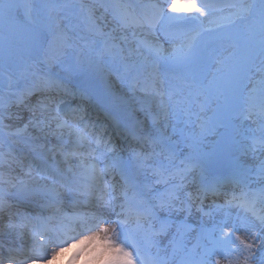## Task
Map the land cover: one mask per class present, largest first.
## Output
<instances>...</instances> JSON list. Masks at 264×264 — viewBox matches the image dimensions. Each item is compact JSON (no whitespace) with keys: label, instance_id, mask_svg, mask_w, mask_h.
I'll list each match as a JSON object with an SVG mask.
<instances>
[{"label":"snow or ice","instance_id":"6c2138e0","mask_svg":"<svg viewBox=\"0 0 264 264\" xmlns=\"http://www.w3.org/2000/svg\"><path fill=\"white\" fill-rule=\"evenodd\" d=\"M224 9L231 11L218 16ZM193 13L207 18L203 27L174 26ZM205 33L219 34L216 43L227 56L215 49L201 53ZM18 34L32 43L26 66L15 78L6 72L0 84V264L42 258L51 264L64 251L60 242L73 239L77 228L91 233L76 237L78 244L102 238L107 252L101 248L92 259L103 264H219L212 257L225 251H235L244 264L253 258L264 264V250L256 253V240H264V0H170V10L151 4L139 11L122 0H0V51L7 54ZM117 81L125 88L120 94L113 92ZM249 84L253 90L259 85V105ZM213 96L224 98L219 123L225 129L233 120L259 121V137L245 135L250 144L225 147L260 154L255 178L261 187L258 194L242 189L204 212L203 197L220 187L206 163L217 154L205 143L216 125L202 115ZM102 104L108 124L97 128L88 109ZM180 124L198 125L199 132L186 134ZM109 128L123 147L107 135ZM197 173L193 195L186 188ZM227 180L250 189L253 170L238 158ZM233 205L251 218L231 233L222 220L221 237L211 247L188 249L179 228L167 246L157 239L169 234L174 214L191 216L195 206L211 217ZM240 230L251 242L236 235ZM117 235L122 242L113 239ZM51 243L58 249L49 253Z\"/></svg>","mask_w":264,"mask_h":264},{"label":"rangeland","instance_id":"374dc122","mask_svg":"<svg viewBox=\"0 0 264 264\" xmlns=\"http://www.w3.org/2000/svg\"><path fill=\"white\" fill-rule=\"evenodd\" d=\"M130 1V0H129ZM142 1V0H136ZM208 2H214V3H220L221 2H227V0H207ZM18 3H23V0H16ZM64 2H70V3H79V0H33V3L39 5L43 3H64ZM85 2H90V0H85ZM102 11V10H101ZM111 19V17H109ZM175 27L181 28V29H198L203 27V25L199 22L189 21L185 20L181 24H176ZM163 37V35H161ZM164 38V37H163ZM220 39L219 34H212L209 35L205 33L201 39L200 45H201V53L205 56H210L213 52V50H218L220 54L227 56V52L224 51L222 48H218V45L216 43L217 40ZM31 39L24 34H18L12 38L11 41V47L10 51L5 54L3 51H0V78L4 80V75L6 72H11L14 75L18 73V71L22 70L29 58V48L31 46ZM167 46H170L168 44ZM53 70H55L54 66ZM114 79V78H113ZM255 79L258 81L259 79V73H256ZM210 81V77L208 80L205 81V84L207 85ZM118 82V81H117ZM119 83V82H118ZM120 88H124L123 85H120ZM249 91L252 92L254 102L259 105L260 103V97H261V90L259 88V85H255V90H253V85H248ZM73 106H75L73 104ZM103 106V105H102ZM107 106V105H104ZM225 102L224 98L220 97L217 99L215 96L212 97L211 102L209 103L208 109L202 114L206 119L212 121L216 127L213 129L212 133H209L207 136V140L205 143L213 150H216V156L207 162H211L210 166L215 167H228L231 168V170H234L235 162L239 158L243 162H245L252 170H253V181L251 182V186L259 189L261 187V184L259 181L255 178V171L257 169V166L259 164L260 160V154L257 153L255 157L253 156H244L241 152L236 151L235 149L229 150L226 145L233 143V142H241L244 145L250 144V139H245V135L248 137H252L255 135L256 137H259L260 135V123L257 120V123H253L252 120H233L231 121L230 126L225 129V127L221 126L219 123V120L222 118L221 113L224 110ZM93 108H97L95 106H92ZM101 107V106H100ZM88 117L96 122L97 116H95V113L93 111H88ZM253 119H256L254 117ZM97 123V122H96ZM178 128H184L183 124H180L177 126ZM218 131L223 134L225 131L228 132V135H217L216 131ZM233 129H236V131L243 132L242 135L237 136L236 133L233 131ZM184 131L186 134H195L199 132V126L194 127H188L184 128ZM169 132H171V128L169 129ZM177 138H179L177 136ZM122 142V141H121ZM158 188H160V185H157ZM221 212V216L224 213V211ZM220 216V217H221ZM222 218V217H221ZM223 219V218H222ZM107 226V225H106ZM226 229L229 227H225ZM118 231V230H117ZM116 241H120L119 236H116Z\"/></svg>","mask_w":264,"mask_h":264},{"label":"bare ground","instance_id":"6f19581e","mask_svg":"<svg viewBox=\"0 0 264 264\" xmlns=\"http://www.w3.org/2000/svg\"><path fill=\"white\" fill-rule=\"evenodd\" d=\"M122 2L135 6V8L138 11L141 10L142 7L145 4V3H136L133 0H130V1L129 0H122ZM196 2H197V4H204V3L217 4V3H214V2H208L207 0H196ZM148 3H150V5L151 4L159 5L161 8H165V7H167L168 9L170 8V3H168L166 0H149ZM222 3H225V2H221V4ZM166 4H167V6H166ZM218 4H220V3H218ZM230 11L231 10H229V9H224L222 12H218L217 15L218 16H227ZM173 15H176V14H173ZM184 15L186 17H195L196 14L193 13V14H184ZM199 20L204 21L205 24H206L207 18L206 17H201ZM173 24H174V26L176 25L175 23H173ZM160 42L164 45L165 49H168V50L171 49V46H167L169 43H167L165 41V38L161 37ZM124 91H125V88H120V84L118 82H116L114 84L113 92H115L116 94H120V93H122ZM102 105H101V107H97V108L89 107V109H88V111L89 110L93 111L95 113V116H97L96 117L97 118V120H96L97 123L90 119V121L92 123H95L97 128H99L101 125H107L108 124V121L105 120V114H104L105 108L107 106H104V105L102 106ZM93 120H95V118ZM29 132H32V129H29ZM107 135H111L112 136L113 143H115L117 147H120V146L123 147L124 146L123 142H121V139L119 138L118 134L112 133L110 128L108 130ZM28 164H29V161L25 160L24 161V165L27 166ZM20 175H21V178L26 179V177L23 176V173H21ZM228 177H230V174H228L227 176H224L225 182H224V184L222 186H220L218 188V189H220L221 194L223 193V191H225V188L227 187V185H229V182L227 180ZM234 185L236 186V184H234ZM222 188H223V190H222ZM207 198H208V196H207ZM242 217H243L242 220L247 219V217H245V216H242ZM207 219L209 220L210 217L207 216ZM221 221H222L221 219H218L216 221V225L218 226V228H219L218 230L219 231H220V222ZM104 226H106V225L105 224H101L100 225V227H104ZM111 227L115 228L114 224H112ZM232 230H233V228L228 233H231ZM88 234H91V233L90 232H84L83 234H81V229L80 228H77L75 232L70 233L69 235L71 237H73V239L68 240V242L66 244H64L63 241L60 242L62 244V246L64 247V251L60 252V255H58L57 257L53 258L51 260V264H70V262L72 261L73 257L77 253H81V255H80L79 261L76 262V264H84L85 258H84L83 254H82V249L85 247V245L78 244L76 237L82 239L83 235H88ZM236 235L240 236L241 239L245 240L246 242H251L250 237L243 230L237 231ZM64 239L67 240L68 238L65 237ZM113 239L116 240V236H114ZM117 242L120 243V241H117ZM76 245H79V247H76ZM57 249H58V244L57 243H51V244L48 245L49 253H50V251L57 250ZM225 253H227V255L229 257H225L224 256ZM237 256H238V254L235 251H225L223 255L219 254V252H218L217 255L214 256L213 260H218L219 264H244L243 258L240 257L239 259H237ZM5 264H6V262H5ZM38 264H44V259L42 258L38 262ZM249 264H252V262L250 261Z\"/></svg>","mask_w":264,"mask_h":264},{"label":"clouds","instance_id":"9594fccd","mask_svg":"<svg viewBox=\"0 0 264 264\" xmlns=\"http://www.w3.org/2000/svg\"><path fill=\"white\" fill-rule=\"evenodd\" d=\"M80 244L85 245V247L82 249V254H83L84 258H85L84 264H103V259L102 258H101V260L92 259V257L101 248H104L105 252H107L106 246L103 245V243H102V238H101L100 241H98L97 237L93 236V237H91L89 239L81 241ZM76 247H79V245H76ZM78 261H76V262H78Z\"/></svg>","mask_w":264,"mask_h":264},{"label":"water","instance_id":"95a60500","mask_svg":"<svg viewBox=\"0 0 264 264\" xmlns=\"http://www.w3.org/2000/svg\"><path fill=\"white\" fill-rule=\"evenodd\" d=\"M3 82H4V80H2V79L0 78V84H3Z\"/></svg>","mask_w":264,"mask_h":264}]
</instances>
